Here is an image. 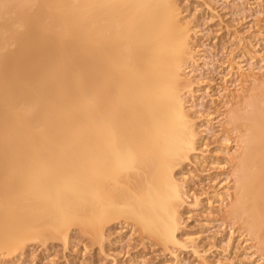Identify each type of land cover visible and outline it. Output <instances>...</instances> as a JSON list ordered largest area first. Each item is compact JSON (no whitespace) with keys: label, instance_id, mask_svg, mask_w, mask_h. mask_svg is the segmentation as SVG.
I'll return each mask as SVG.
<instances>
[{"label":"bare ground","instance_id":"bare-ground-1","mask_svg":"<svg viewBox=\"0 0 264 264\" xmlns=\"http://www.w3.org/2000/svg\"><path fill=\"white\" fill-rule=\"evenodd\" d=\"M189 33L174 0H0V252L65 242L70 226L101 244L117 221L185 248L175 171L197 152ZM260 91L226 111L238 149L221 196L264 246Z\"/></svg>","mask_w":264,"mask_h":264},{"label":"rangeland","instance_id":"rangeland-1","mask_svg":"<svg viewBox=\"0 0 264 264\" xmlns=\"http://www.w3.org/2000/svg\"><path fill=\"white\" fill-rule=\"evenodd\" d=\"M174 1L190 28V56L183 67L189 89L182 98L197 149L175 171L187 186L178 234L185 248L164 245L117 221L104 229L101 244L70 226L65 242L30 238L16 251H1L0 264H264V246L227 213L233 197L221 196L233 189L234 165L227 156L238 149V132L226 124V111L264 88L251 81L264 80V0ZM238 67L245 71L244 84Z\"/></svg>","mask_w":264,"mask_h":264}]
</instances>
